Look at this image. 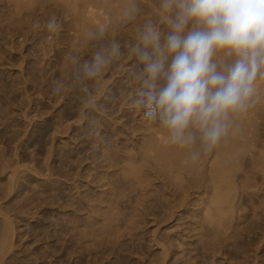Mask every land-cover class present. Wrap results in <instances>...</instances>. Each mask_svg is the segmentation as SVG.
<instances>
[{
  "label": "rangeland",
  "instance_id": "rangeland-1",
  "mask_svg": "<svg viewBox=\"0 0 264 264\" xmlns=\"http://www.w3.org/2000/svg\"><path fill=\"white\" fill-rule=\"evenodd\" d=\"M14 18L16 28L5 30L0 10V208L13 229L5 264H162L152 238L169 247L163 264H231L264 235L257 232L264 218H249L252 203L242 201L247 207L237 231L233 222L221 231L213 223L195 224L196 207L165 220L174 187L153 175L129 190L121 157L135 147L132 129L141 116L116 110L125 92L143 82L144 68L134 51L139 33L123 34L130 25L105 22L73 33L54 0L32 3ZM52 20L55 30L48 28ZM164 21L150 23L166 35ZM113 44L119 53L88 76L85 64ZM104 193L121 214L116 220H105L106 204L97 216L90 212L88 205ZM256 198L252 205L258 206ZM90 229L100 235L89 236ZM262 253L264 247L258 251L264 264Z\"/></svg>",
  "mask_w": 264,
  "mask_h": 264
},
{
  "label": "bare ground",
  "instance_id": "bare-ground-1",
  "mask_svg": "<svg viewBox=\"0 0 264 264\" xmlns=\"http://www.w3.org/2000/svg\"><path fill=\"white\" fill-rule=\"evenodd\" d=\"M54 1L58 12L72 25L73 33H77V27L82 30L85 27H101L105 22H110L112 26L120 25L122 27L127 23L130 26L123 33L127 39L129 33L133 34L130 30L140 35L147 24L154 21L159 25L162 21L160 23L158 21L165 20V16L168 14L161 7L162 0ZM36 2H41V0H0V10L4 13L3 28L5 30L16 28L18 19L14 16H18L23 9ZM46 2L44 4H47ZM137 16L138 19L134 20ZM164 22V27L167 30L169 26L166 20ZM162 29L164 28L162 27ZM168 31L164 30L166 33ZM162 35L165 36V34ZM235 59V54H228L224 51L214 54V60L218 64H232ZM254 87L253 96L244 102V106L228 113L222 121L225 129L223 134L215 144L209 146L204 139L203 132L195 126H190L184 131L183 142H181V140L173 138V132L158 117L156 120L146 119L142 112L147 111V108L138 103L142 99L141 92L146 89L142 81H137L131 89L125 92L121 103L117 104L116 110V113L123 111L125 117L128 116L127 113L141 116L132 129V133L138 137L135 147L125 149L121 157L122 171L126 174L124 179L129 190L135 192L139 185L147 182L149 176L153 175L164 183L166 188L174 187V199L172 204L167 207L168 215L165 220H174L175 217H178L177 213L186 207H196L194 217H190L196 219L195 224L213 223L218 229L221 228V231H226L233 222L235 231H237V227L241 223L242 212L247 207L243 206V202L246 201V205L253 204V198L258 197L259 193L264 191V66L258 70ZM123 107L125 108L123 109ZM125 133L129 135L126 129ZM13 179L14 171L10 172L8 181L12 182ZM8 188L11 187L8 186ZM109 194L111 195V193L97 195L91 201H95L96 204L88 205L91 207V214L97 216L103 208V204H106V213L104 214L106 221L116 220L121 215L110 205L112 202ZM118 197H122V195L118 194L115 200ZM261 197H259L260 200H262ZM256 199L258 206L249 204V207L252 208L249 218L253 215L255 218L260 216L259 219H262L264 214L256 212L259 209H264L260 208L264 207L261 206L264 205V200L259 202V199ZM241 203L243 204L241 205ZM257 207L258 209H256ZM0 216L3 217L0 225V264H5V255L11 249L6 247L12 238L13 229L11 220L6 216V212H2L1 208ZM250 219L252 220V218ZM251 225L256 228V225ZM257 227L259 228V226ZM259 229L262 231L259 232ZM259 229L257 232L262 234L264 227ZM88 234L89 236L94 234L96 237L100 235L99 233L95 234L91 229ZM254 237L253 239H255ZM262 237L264 235L249 242L250 237L249 247L246 245L248 248H242L241 252L233 255L235 261H232L233 257L230 261L235 264H242L241 261L246 264L247 262L248 264H261L258 251L264 247V242H262L264 239L261 241L259 239ZM151 243L152 246L160 249V259L163 262L160 259L159 262L163 264L169 254L167 249L169 247L161 244L155 238L151 239ZM243 249L248 250L242 253L245 251ZM262 259H264V255H262ZM232 262L231 264H233Z\"/></svg>",
  "mask_w": 264,
  "mask_h": 264
},
{
  "label": "clouds",
  "instance_id": "clouds-1",
  "mask_svg": "<svg viewBox=\"0 0 264 264\" xmlns=\"http://www.w3.org/2000/svg\"><path fill=\"white\" fill-rule=\"evenodd\" d=\"M169 26L161 31L147 24L134 49L144 65L138 101L146 119L157 117L181 140L190 126L199 128L209 146L224 132L228 113L244 106L255 92L264 66V0H162ZM52 20L49 30H55ZM235 54L232 64H218L214 54ZM119 53L113 44L97 52L84 70L97 76Z\"/></svg>",
  "mask_w": 264,
  "mask_h": 264
}]
</instances>
